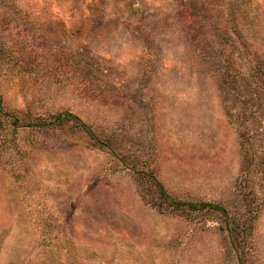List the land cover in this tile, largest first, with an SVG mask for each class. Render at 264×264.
<instances>
[{"label":"rangeland","instance_id":"374dc122","mask_svg":"<svg viewBox=\"0 0 264 264\" xmlns=\"http://www.w3.org/2000/svg\"><path fill=\"white\" fill-rule=\"evenodd\" d=\"M0 97V264H264V0H0Z\"/></svg>","mask_w":264,"mask_h":264},{"label":"trees","instance_id":"16d2710c","mask_svg":"<svg viewBox=\"0 0 264 264\" xmlns=\"http://www.w3.org/2000/svg\"><path fill=\"white\" fill-rule=\"evenodd\" d=\"M2 103V99L0 97V105ZM66 121H72L74 123H77L82 129H84L87 133L94 136L93 130L83 122L79 117L71 114V113H61L57 116H55V120L52 123H63ZM18 120L16 119L15 125H17ZM49 124H42V125H50ZM161 196L162 198L171 206L172 208L176 210H190L192 212H198V211H204V210H216L220 211L221 213H225V210L218 206L211 203H195V202H183L179 200H174L168 193L166 192L165 188L161 186Z\"/></svg>","mask_w":264,"mask_h":264}]
</instances>
